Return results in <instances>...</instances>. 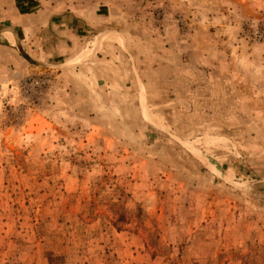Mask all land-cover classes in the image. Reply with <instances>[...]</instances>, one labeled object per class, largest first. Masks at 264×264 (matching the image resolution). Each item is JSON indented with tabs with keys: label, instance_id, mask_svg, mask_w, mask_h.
<instances>
[{
	"label": "rangeland",
	"instance_id": "rangeland-1",
	"mask_svg": "<svg viewBox=\"0 0 264 264\" xmlns=\"http://www.w3.org/2000/svg\"><path fill=\"white\" fill-rule=\"evenodd\" d=\"M0 28V264H264V0H0Z\"/></svg>",
	"mask_w": 264,
	"mask_h": 264
},
{
	"label": "crops",
	"instance_id": "crops-1",
	"mask_svg": "<svg viewBox=\"0 0 264 264\" xmlns=\"http://www.w3.org/2000/svg\"><path fill=\"white\" fill-rule=\"evenodd\" d=\"M66 14H63L62 16L60 17H64L65 19H67V17H65ZM75 18H73L71 20L70 23H66L67 25H73V22L74 21H77V19H80L78 16H73ZM62 19V18H60ZM0 34H4V35H10L11 37H13V34L10 33V31H8V29L6 28H0ZM117 36L120 37V35H113L112 36V40L118 44L119 46H112L110 48H108V51H111L110 53H108L107 57H106V64L107 65H111L108 69H107V72L106 74H104L103 72H101V74L98 76L97 80L96 81H101L103 83V88H110V87H117L118 86V83L121 85H123L122 83H120L118 81V79H116L115 77H120V76H123L127 78V75L125 74V68L123 69V61L125 60L123 58V55H122V50L121 48H124L128 51V48L126 46V37L123 36L121 37V39L118 38L115 39ZM115 39V40H114ZM121 46V48H120ZM129 52V51H128ZM127 61V60H125ZM117 63H119L120 65H116ZM105 64V63H104ZM125 81V87L129 86L130 83L132 82L131 80H124Z\"/></svg>",
	"mask_w": 264,
	"mask_h": 264
},
{
	"label": "trees",
	"instance_id": "trees-1",
	"mask_svg": "<svg viewBox=\"0 0 264 264\" xmlns=\"http://www.w3.org/2000/svg\"><path fill=\"white\" fill-rule=\"evenodd\" d=\"M122 217H120V219H121Z\"/></svg>",
	"mask_w": 264,
	"mask_h": 264
}]
</instances>
